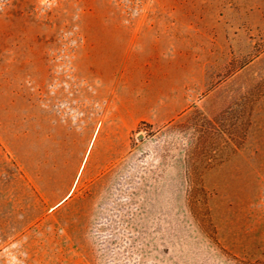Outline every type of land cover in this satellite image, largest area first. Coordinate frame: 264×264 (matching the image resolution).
Instances as JSON below:
<instances>
[{"label": "rangeland", "instance_id": "rangeland-1", "mask_svg": "<svg viewBox=\"0 0 264 264\" xmlns=\"http://www.w3.org/2000/svg\"><path fill=\"white\" fill-rule=\"evenodd\" d=\"M0 264H264V0H0Z\"/></svg>", "mask_w": 264, "mask_h": 264}, {"label": "crops", "instance_id": "crops-1", "mask_svg": "<svg viewBox=\"0 0 264 264\" xmlns=\"http://www.w3.org/2000/svg\"><path fill=\"white\" fill-rule=\"evenodd\" d=\"M5 77L6 76H4V78ZM12 94H13L14 99H17L20 95H22L21 93L16 92V91H13ZM21 97L22 96H20L19 98ZM31 97H32V94H28V93L24 96L26 100L28 99V103L25 106L24 117L23 118L19 117L18 118L19 122L14 123L15 124V134L14 135L16 137H23V139L25 140L26 152H28L29 155H31V153L33 152L32 146L30 144H32L34 139H40V141H43V140H48L50 138V134H49L48 126H47L48 117L43 112H40V113L33 112L32 101L31 99H29ZM12 106L15 109L17 108L15 102L12 103ZM19 124L21 125L22 128L20 126L18 127ZM107 124L108 122H106V120L101 121L100 124L94 123L92 135L90 137L88 147L85 151L82 163L77 171V174L75 178L73 179L72 185L68 193L55 206L64 202L68 198L69 194L71 193L72 189L74 188L80 176V173L83 169V164L87 160V158L91 156L92 147L96 145V142H98L100 139L103 141L109 140V138L111 139L112 135L109 132L110 127H108Z\"/></svg>", "mask_w": 264, "mask_h": 264}]
</instances>
